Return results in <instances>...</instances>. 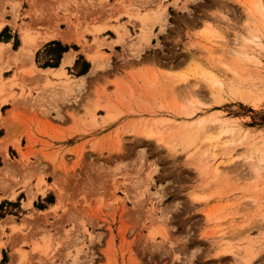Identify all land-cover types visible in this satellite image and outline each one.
<instances>
[{
	"label": "rangeland",
	"instance_id": "1",
	"mask_svg": "<svg viewBox=\"0 0 264 264\" xmlns=\"http://www.w3.org/2000/svg\"><path fill=\"white\" fill-rule=\"evenodd\" d=\"M255 2L264 8V0L0 4V23L10 13L15 27L0 40L15 50L20 26L34 38L61 28L75 41L60 43L75 56L63 73L0 53V200L15 195L1 200L13 204L0 218V264H264ZM43 43L32 49L38 67L58 52ZM234 89L255 104L229 98ZM198 119L197 138L183 143Z\"/></svg>",
	"mask_w": 264,
	"mask_h": 264
},
{
	"label": "bare ground",
	"instance_id": "2",
	"mask_svg": "<svg viewBox=\"0 0 264 264\" xmlns=\"http://www.w3.org/2000/svg\"><path fill=\"white\" fill-rule=\"evenodd\" d=\"M253 8H254L253 10H249L250 8L248 7V10L250 12H252V14L255 15V17L257 19L256 20V23H257V26L256 27L257 28H256V31H255L257 33L254 34L253 37L259 39L261 36H264V8L258 2H255L253 4ZM3 23H4V21H2L0 23V27L2 26ZM19 31H20L19 33H20L21 44H20V48L18 50H16L15 53L16 54H20V56H26V55L28 56L29 55L30 58H31V55L33 54V52H32V49L33 48H34L33 50H35L38 46H40L43 43V41H46L48 38H50V37L52 38L53 37V35H51V36H45V37H41V38H34V37H32L30 35L29 32H27V30H26V28L24 26H20V30ZM256 43H258V42L256 41ZM0 53H2V54L10 53L9 45L3 44V43L0 42ZM64 56L65 57L61 61L60 68L57 69V71H59L61 73H63V67H64V65L68 64L69 62H71V59H72V57H70L68 55H64ZM88 59H89L90 63L92 64V67H95L96 64H97L96 58L94 56H88ZM42 71L46 72V71H48V69L42 70ZM209 82L210 83L212 82L213 84H215V85H213V87L216 86V85H219V83H220L219 80L216 79V77L215 78L214 77H211V79H209ZM216 89L218 90L220 88H216ZM229 98L234 99V100H239L240 102L246 103V104L247 103H249V104L251 103V105L252 104H255L254 99H252V95L248 91H244L243 89L242 90L241 89L240 90L239 89L231 90L230 91ZM255 100H257V99H255ZM191 123L192 124H189V125H191L192 128H191V126H189V128H185L184 129V130H187V131H182L183 134H184V132H186L185 133L186 134L185 135V138L184 139L182 138V141L185 140V141H183V143L184 142L185 143H190V142H193L195 140V137H196L197 132H198L197 130H200L199 127H201L199 125H201L203 123V120L198 119L196 122H194V123L191 122ZM194 130H196V131H194ZM234 130L235 129L232 128V129H229L227 131H230V132L233 133ZM146 135L152 136V135H157V133L154 132V131H150L149 130V131L146 132ZM8 142H9V140L7 138H4L3 137L2 141H1V145L3 147V151H5V148H6V145H7ZM261 145H263V144H261ZM254 150L255 149H253V151ZM261 151L262 152L260 153L259 161L263 160V158H264L263 149ZM213 169L217 170V167L214 166ZM37 191H40L39 193H42V194H44V192H45V190L43 188H38ZM34 195L35 194L28 193V198H27L28 201H27V204H30L31 199H32V197H34ZM7 196L8 195H6L5 197H7ZM10 196L11 197H9V198H14L15 195L14 194H11Z\"/></svg>",
	"mask_w": 264,
	"mask_h": 264
},
{
	"label": "crops",
	"instance_id": "3",
	"mask_svg": "<svg viewBox=\"0 0 264 264\" xmlns=\"http://www.w3.org/2000/svg\"><path fill=\"white\" fill-rule=\"evenodd\" d=\"M18 0H0V4H2V5H4V4H12V3H14V2H17ZM21 2H22V0H21ZM1 14H3V13H1ZM5 15H2L3 16V18L4 19H6V21H4V23L2 24V26L0 27V35H1V33L3 32V30L4 29H6V27L7 26H11L13 29H15V27H13V24L12 23H14L13 21H12V15L10 14V13H4ZM10 15L11 16V18L10 19H8L6 16L7 15ZM32 20V19H31ZM9 21H11V22H9ZM33 22H36V20H32V23ZM16 23L17 24H19L18 23V21L16 20ZM15 25V24H14ZM36 26V25H35ZM17 29V28H16ZM59 31H58V33L57 32H55V33H52V34H50V35H48V36H51V35H53V37L50 39V38H48L47 40L48 41H46L45 43H47V42H50V41H53V40H56V41H58L59 43H61V44H65V43H69V42H72V41H74L73 39H72V37L69 35V34H67L65 31H63L61 28H59L58 29ZM17 32H19V29H17ZM51 32V30L49 31V30H42V31H40V33L41 34H44V35H46L47 33H50ZM61 32H63L64 34H62ZM57 33V34H56ZM19 35V40H20V33L18 34ZM42 37H45V36H42ZM55 37V38H54ZM1 41V40H0ZM3 44H7V45H9V49L12 51V52H15L16 50H18L19 48H20V45H19V47L15 50V49H13L12 48V45H11V43H10V41H1ZM44 42V41H43ZM75 42V41H74ZM45 43H43V45L45 44ZM20 44H21V40H20ZM34 54V53H33ZM32 54V55H33ZM64 55H68V56H70V57H72V59H71V62H69L68 64H66V65H64V67H63V70H66V68L68 67V66H70V65H72V64H74L75 63V56L73 55V53H71V51H69V50H67V51H64V52H62V56L60 57V60H59V64H58V66H56V67H38L35 63H34V60H33V56H31V58L30 59H26V60H29L30 62H31V67H32V65L35 67V69H39V70H46V69H50V70H52V71H55V70H57L58 68H60V65H61V61L63 60V58L65 57ZM16 56H20V54H17ZM32 62H33V64H32ZM2 199H9L10 200V198H8V197H5V198H2ZM1 199V200H2ZM0 200V201H1Z\"/></svg>",
	"mask_w": 264,
	"mask_h": 264
},
{
	"label": "trees",
	"instance_id": "4",
	"mask_svg": "<svg viewBox=\"0 0 264 264\" xmlns=\"http://www.w3.org/2000/svg\"><path fill=\"white\" fill-rule=\"evenodd\" d=\"M51 43L54 44V45H57L56 49H57L58 52L55 55L54 60L52 59L53 62L45 63L43 65V67H56V66H58L59 60H60V57H61V53L68 50V46H64V45L62 46L58 41H50L47 44H51ZM87 70H88V64H85L84 67L82 68V70L79 72V74H84L85 72H87ZM5 203L6 204H13L11 202H8L7 200H3V201L0 202V218H2L4 216V212L5 211H3V207H4ZM17 203L18 202H16V204ZM17 207H18V204H17Z\"/></svg>",
	"mask_w": 264,
	"mask_h": 264
}]
</instances>
